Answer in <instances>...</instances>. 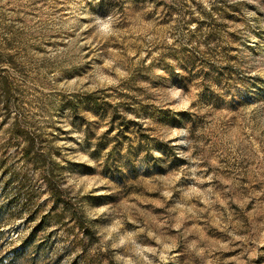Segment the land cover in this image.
Segmentation results:
<instances>
[{
  "label": "rangeland",
  "instance_id": "rangeland-1",
  "mask_svg": "<svg viewBox=\"0 0 264 264\" xmlns=\"http://www.w3.org/2000/svg\"><path fill=\"white\" fill-rule=\"evenodd\" d=\"M0 264H264V0H0Z\"/></svg>",
  "mask_w": 264,
  "mask_h": 264
},
{
  "label": "trees",
  "instance_id": "trees-1",
  "mask_svg": "<svg viewBox=\"0 0 264 264\" xmlns=\"http://www.w3.org/2000/svg\"><path fill=\"white\" fill-rule=\"evenodd\" d=\"M29 150H30V145H26V147L24 148V152L26 153V155L29 154ZM49 189H50V192H51V193L55 194V195L53 196V200H54V202H55L56 204H58L59 199H57L56 196L59 194L60 190L57 189V188H49ZM60 202L65 203V201H63V200H61Z\"/></svg>",
  "mask_w": 264,
  "mask_h": 264
}]
</instances>
